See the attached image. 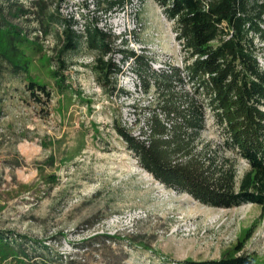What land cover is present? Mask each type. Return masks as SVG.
I'll list each match as a JSON object with an SVG mask.
<instances>
[{
	"label": "rangeland",
	"instance_id": "374dc122",
	"mask_svg": "<svg viewBox=\"0 0 264 264\" xmlns=\"http://www.w3.org/2000/svg\"><path fill=\"white\" fill-rule=\"evenodd\" d=\"M109 1L0 0V28L12 25L19 36L9 45L1 34L0 47L13 48L23 69L0 58V233L10 242L0 246V264H186L241 254L264 264L260 205L216 208L168 187L116 132L122 125L143 139L166 99L181 104L195 87L187 78L172 91L164 84L175 68L185 76V53L162 6L122 0L109 11ZM66 20L80 35L88 24L110 35L123 69L119 91L98 84L84 43L57 73ZM257 44L264 68V43ZM119 50L150 69L139 74ZM30 81L46 85L51 99L33 96ZM225 141L207 111L194 147L218 165L234 164L240 179L248 163Z\"/></svg>",
	"mask_w": 264,
	"mask_h": 264
},
{
	"label": "trees",
	"instance_id": "16d2710c",
	"mask_svg": "<svg viewBox=\"0 0 264 264\" xmlns=\"http://www.w3.org/2000/svg\"><path fill=\"white\" fill-rule=\"evenodd\" d=\"M174 22L177 39L185 53L184 75L179 68L165 75L164 84L172 91L175 83L186 78L195 87L193 97L185 95L181 104L174 95L166 99L159 112L152 114L148 133L143 139L122 125L116 132L136 155L140 165L157 180L186 192L199 202L216 208H233L246 203L258 204L264 210V68L260 62L257 40L264 43V0H155ZM109 11L123 5L122 0L108 2ZM0 28L9 45L19 38L12 30ZM12 29V30H10ZM16 30V28H15ZM57 67L68 69L66 55L76 52L82 43L94 53L93 70L97 82L114 94L118 75L123 69L117 63L110 35L97 25L85 26L83 35L74 23L63 24ZM14 49L0 47V58L16 70L22 69L13 59ZM123 62L132 59L141 70L150 69L147 62L133 52L117 51ZM23 70V69H22ZM26 70V69H24ZM145 89L151 87L144 81ZM29 92L51 99L50 89L35 81ZM166 98V97H165ZM201 98V99H200ZM209 111L226 137L225 145L244 158L248 170L238 179L234 164L206 151L197 152L195 142L205 128ZM10 245L0 233V246ZM41 264H52L44 261ZM186 264H261L249 255L225 256L219 260L187 261Z\"/></svg>",
	"mask_w": 264,
	"mask_h": 264
}]
</instances>
